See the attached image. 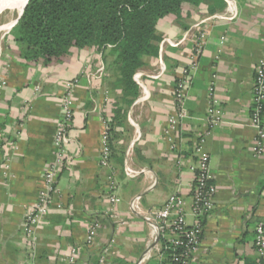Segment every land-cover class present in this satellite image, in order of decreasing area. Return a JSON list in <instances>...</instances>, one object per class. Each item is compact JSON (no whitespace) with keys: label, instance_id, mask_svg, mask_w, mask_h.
<instances>
[{"label":"crops","instance_id":"crops-1","mask_svg":"<svg viewBox=\"0 0 264 264\" xmlns=\"http://www.w3.org/2000/svg\"><path fill=\"white\" fill-rule=\"evenodd\" d=\"M236 15L205 25L203 48L189 69L186 116L168 140V118L175 112L172 86L190 64L196 23L210 15L204 8L180 21L161 19L163 38L137 70L142 86L127 111V133L117 128L109 166L100 164L105 119L119 91L114 75L93 72L109 59L92 49H75L61 63L26 65L3 42L0 51V264H64L76 247L75 264H163L161 241H154L144 215L171 194L190 202L195 177L194 144L214 87L222 123L204 136L209 155L214 206L203 220L198 253L191 264H252L256 225L264 222V153L253 150L256 130L250 121L254 67L264 48V0H234ZM226 5L223 10L226 13ZM216 13V12H215ZM160 43V42H159ZM164 73L152 78L158 62ZM135 73V74H136ZM76 80L73 117L68 127L66 164L60 170L47 214L33 238L24 217L42 186L43 170L55 155L53 136L61 120L65 83ZM123 134L122 136L120 134ZM144 171L134 176L126 167ZM109 196L118 201L110 202ZM137 198V199H136ZM138 210L132 208L135 201ZM189 206L187 205V211ZM99 224L94 242L85 243L91 221ZM192 217L187 216L190 223Z\"/></svg>","mask_w":264,"mask_h":264},{"label":"trees","instance_id":"trees-1","mask_svg":"<svg viewBox=\"0 0 264 264\" xmlns=\"http://www.w3.org/2000/svg\"><path fill=\"white\" fill-rule=\"evenodd\" d=\"M225 5V0H28L5 42L26 65L61 63L75 49H92L109 59L107 72L119 91L105 119L112 154L117 128L127 125V111L139 95L134 75L147 57L158 54L157 23L164 18L178 22L193 8L213 14ZM160 241L163 264H175L171 249Z\"/></svg>","mask_w":264,"mask_h":264},{"label":"built area","instance_id":"built-area-1","mask_svg":"<svg viewBox=\"0 0 264 264\" xmlns=\"http://www.w3.org/2000/svg\"><path fill=\"white\" fill-rule=\"evenodd\" d=\"M226 13L216 12L210 14L194 25L198 30L197 37L191 45L190 64L182 68L178 76L174 79L172 86L173 101L175 112L168 118L167 133L168 140L173 142L170 134L176 130L179 121L184 118L186 110L184 100L187 89L190 85L189 69L195 67L199 54L203 48V42L206 35L205 25L209 21L216 19H232L235 15L234 0H225ZM182 40H172L163 38L160 41V48L164 43L171 46H177ZM165 71L161 60L158 62V68L155 73L150 74L152 78L160 77ZM107 72L105 65L101 62L99 67L93 72L96 78L102 77ZM140 74L134 75V80L142 86ZM76 80L65 83V92L61 96V120L53 136V145L55 148L54 158L48 162L42 174V186L38 192L37 199L31 204L25 213L24 230L25 235L33 238L36 229L40 226L42 218L47 214L53 198L58 194L56 183L60 170L65 166V150L69 141L68 127L73 117V93ZM250 121L256 130L253 150L256 155L264 153V48L254 67V82L251 92ZM209 108L207 110L204 128L199 133V137L194 144L195 177L189 193L190 202L180 194L169 195L162 203L161 207L148 212L144 215L151 228V236L154 241L165 240V249H171V261L175 264H191L199 250L201 234L203 230V220L212 211L214 206L215 186L212 182V175L209 164V155L204 151V136L219 126L223 121V112L217 107V99L214 96V87L208 88ZM111 149L108 141L107 127L102 138V147L100 153V164L109 166ZM143 169L134 170L130 167L125 168L129 176H134L143 172ZM137 199V198H136ZM132 202V208L138 210V205ZM110 202L118 201L114 196H109ZM187 205L189 210L187 211ZM192 217L190 223L187 222V216ZM99 224L96 220L91 221L86 232L85 243L91 245L94 242L96 231ZM255 260L252 264H264V222H259L255 227L254 237ZM78 249L71 247L69 255L64 264H75Z\"/></svg>","mask_w":264,"mask_h":264},{"label":"bare ground","instance_id":"bare-ground-1","mask_svg":"<svg viewBox=\"0 0 264 264\" xmlns=\"http://www.w3.org/2000/svg\"><path fill=\"white\" fill-rule=\"evenodd\" d=\"M25 2L26 0H0V14L4 11H8L10 13H16L17 16L22 10ZM15 18L10 19L6 23L0 24V31L8 30Z\"/></svg>","mask_w":264,"mask_h":264},{"label":"rangeland","instance_id":"rangeland-1","mask_svg":"<svg viewBox=\"0 0 264 264\" xmlns=\"http://www.w3.org/2000/svg\"><path fill=\"white\" fill-rule=\"evenodd\" d=\"M13 14V15H12ZM16 17V13H10V12H8V11H4L3 13H1L0 14V24H3V23H6V22H8L10 19H12V18H15ZM4 32V33H3ZM8 33V30H2V31H0V51H1V49L3 48V42H4V36H5V34H7ZM114 100H115V102H116V100H117V97H112ZM115 102H113L112 103V106L111 107H113V105L115 104ZM121 127V128H120ZM119 128L120 129H123V131H121L122 133L125 131V136L127 137L128 136V133H127V125L126 126H120ZM120 134L121 136L123 135V134ZM123 137V136H122Z\"/></svg>","mask_w":264,"mask_h":264},{"label":"water","instance_id":"water-1","mask_svg":"<svg viewBox=\"0 0 264 264\" xmlns=\"http://www.w3.org/2000/svg\"><path fill=\"white\" fill-rule=\"evenodd\" d=\"M27 1H28V0H27ZM27 1H26V3L24 4V6H23L22 10L20 11V13H19V14L16 16V18L14 19L13 23L11 24V26L9 27L8 32H9V30L12 28V26L17 22V20L20 18V16L22 15L23 9H24L25 5L27 4Z\"/></svg>","mask_w":264,"mask_h":264}]
</instances>
